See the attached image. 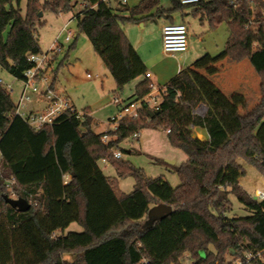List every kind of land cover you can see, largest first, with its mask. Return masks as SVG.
<instances>
[{
    "label": "trees",
    "instance_id": "1",
    "mask_svg": "<svg viewBox=\"0 0 264 264\" xmlns=\"http://www.w3.org/2000/svg\"><path fill=\"white\" fill-rule=\"evenodd\" d=\"M23 1L0 0V63L18 79L33 67L29 54L43 52L38 34L45 20L39 12L59 14L73 7L72 0H25L24 6ZM170 1L171 8L150 14L160 0H141L135 6L85 0L75 16L79 33L89 37L117 90L141 76L134 99L151 90L148 68L122 25L155 17L174 23L175 14L188 6L211 29L227 23V52L234 59L249 57L264 85V22L249 23L261 15L264 0ZM77 41L75 37L65 58ZM167 85L159 110L123 117L119 128L109 131L112 139L104 142V131H96L88 110L80 117L67 109L53 123L35 128L16 114L17 103L0 80V264H137L142 256L152 264H215L223 263L227 254L262 251L264 256V200L251 197L240 184L246 172L240 159L264 173V93L250 117L228 131L211 106L204 117L195 116L176 100L177 91L192 104L206 100L189 69ZM191 124L206 129L208 137L194 135ZM144 128L169 130L171 146L185 153L186 159L173 166L177 186L164 175L148 176L142 167L112 155L113 148ZM103 158L116 175L104 172ZM128 176L134 188L126 193L118 178ZM10 179L15 196L30 202L26 211L6 201ZM232 193L250 215L226 214ZM161 202L173 211L151 218L152 205ZM72 222L83 229L68 230Z\"/></svg>",
    "mask_w": 264,
    "mask_h": 264
},
{
    "label": "rangeland",
    "instance_id": "2",
    "mask_svg": "<svg viewBox=\"0 0 264 264\" xmlns=\"http://www.w3.org/2000/svg\"><path fill=\"white\" fill-rule=\"evenodd\" d=\"M83 2L84 0H72V10L65 13L57 14L51 11H45L43 13L45 24L39 28L38 38L39 44L44 53H51V50L56 45V40L64 44V49L61 53H59L58 60L53 66L49 76L51 79H55L56 86L59 87V89H66L70 93L79 109L85 107L95 111V116L97 118L95 129L97 131H103L108 127H111L109 123L110 118L119 114L121 109L120 105L111 102L110 99L119 95L121 100H124V104L132 100L128 98L133 94L134 86L137 83V80L135 79L128 83L121 91H109V88L114 83V79L106 67L99 66L100 64L98 63H103L102 58L94 50L89 37L85 33H79L77 19L73 16L75 13L83 9ZM22 4L23 6L25 5V0ZM192 9V6L186 7L185 11H187V14L184 16L185 18L182 19V21L185 22L189 28V50L185 53V55L187 57L189 56L192 60H198L205 53V49L203 47L206 42L211 44L212 39L215 37H221L222 34H226L228 31L224 22L217 28L211 29L206 21H201L200 17L193 14ZM66 22H69L70 28L75 31L74 38L70 42L65 40L66 32L62 30V27ZM149 23L148 31L151 33V36L154 37L155 35H158L157 33L160 34L155 22L151 21ZM207 33L210 34L206 37V42L202 40L199 42L198 38ZM75 37H78L77 45L65 58L67 48L74 41ZM151 39L152 41L154 40L153 38ZM154 43H158V39H155ZM157 47L160 48L159 44H157ZM162 47L163 46L161 44V49ZM141 52L142 54H145L143 53V50ZM245 57L246 56L243 58ZM62 60H64V64L58 66L59 62ZM179 61L180 63H183L184 57H179ZM88 74H91V76H88ZM96 74H99L102 77H96ZM0 78L5 86H12L13 89L10 90L11 95L15 102L18 103L19 91L22 85L21 79L15 78L1 65V63ZM142 130L143 133L140 140L131 138L125 141L122 145L119 143L115 148L122 151L124 159L131 161L138 167H142L148 176L156 177L164 175L170 183H173H171L172 185L177 186L180 179L173 168L174 165H171L164 160L156 162L153 156H150L145 152L131 155L127 153V146L132 141L131 143L137 147H141L143 144L145 148L149 150L148 152H152V155L156 157L164 158L167 154H175V156H178L179 158L178 164L183 162V160L180 159V156L184 157V160L186 159V155L183 151L171 146L167 135L162 132L164 129L153 130V128H144ZM240 162L246 170L245 174L240 177V184L248 195L256 197L257 189L264 190V173L259 168L244 159H240ZM100 165L106 173L113 172V174H115L113 167L108 166L103 162H100ZM118 179L120 188L124 192L128 193L133 190L134 179L132 177L128 176ZM230 199L232 205L231 209L226 213L227 215L239 217L251 214V211L238 200L235 194L232 193L230 195ZM82 229V226L78 222H72L68 227V230L81 231ZM64 256L70 259L74 258V255L70 253H66ZM226 258H232V255L227 254Z\"/></svg>",
    "mask_w": 264,
    "mask_h": 264
},
{
    "label": "crops",
    "instance_id": "3",
    "mask_svg": "<svg viewBox=\"0 0 264 264\" xmlns=\"http://www.w3.org/2000/svg\"><path fill=\"white\" fill-rule=\"evenodd\" d=\"M107 1H109L112 5H115L117 1L119 0H107ZM121 1H123L129 6H135L141 0H121ZM85 4L86 3L84 0V2L82 3V7H84ZM171 7H172V3L170 0H160V4L157 7L153 8L150 14L155 13L158 10V8L169 9ZM194 8L195 7H193L192 9L193 14L199 17V15L194 13ZM185 9L183 10V12H177L175 14L176 22L185 23L182 21V19L185 18L184 16L187 14V11H185ZM80 11L75 13L73 16L75 17ZM121 14L129 16V12H121ZM143 16L144 14L137 15L138 18H142ZM151 21L155 22V24L158 27V30L160 31V34L157 33L158 35H155L154 37H152L151 33L148 31L149 24H150L149 22ZM168 22L169 21L163 17L144 18L138 21H127L122 25V27H123L124 32L128 36V38L130 39V41L132 42L136 50L139 52L142 59L144 60L148 68V72L151 73L152 80L154 82L159 83V84H166L174 76L179 74L182 70L189 69L195 76L197 82L199 83L206 97V100L203 102L208 104L209 107L211 106L213 109H215L217 115L219 116L221 121L224 123L228 131L235 130L242 122L247 120L250 117V115L257 109V107L262 101L263 93H264L263 82L260 79V76L258 72L256 71V69L251 64L249 57H245L243 59H234L227 52L226 41L229 35V31H228V25L225 22L224 23L226 24L227 26L226 28L228 31L226 32L227 35L222 34L221 37H215L214 39H212L211 44H208L205 41L206 37L210 33L203 34L198 38L199 42L200 40L206 42L205 46L203 47L205 49L204 50L205 53L198 60H192L189 56L187 57L185 55V53L189 50V48L187 51L178 53L176 55L165 53L163 51V47L161 49L162 27L164 24ZM151 38H153L154 40L152 41ZM155 39H158V43H154ZM157 44H159L160 48L157 47ZM142 50L144 51L143 53L145 54H142L141 52ZM179 57H182V58L184 57L183 63H180ZM57 60L58 58L53 61L52 66H51L52 69ZM98 64H100L99 66L101 67L102 66L106 67L104 61L103 63H98ZM142 78L143 76L136 78L137 83ZM21 81H22V85L19 91V97L24 87L23 79H21ZM52 83H53V86L57 90L64 92L71 99L76 109L82 110V111L88 110L89 115H91L94 118V128H95V125L97 124V118L95 116V111H92V109L85 108L84 106H81L84 108L79 109L75 100L72 98V96L66 89H59V87L56 86L55 80L53 79H52ZM114 83L109 88V91L111 90L113 92L118 91L115 80H114ZM137 83L135 84V86L137 85ZM135 86H134L133 94L128 99L135 98L134 96ZM110 100L111 102L119 105L118 103L114 101V97L111 98ZM45 105H46V102L42 97H39L38 95L33 94V102L28 103L26 105V110L30 112L41 110L42 108H44ZM106 130H110V128L108 127ZM101 131L102 130L98 132H101ZM155 131H159V130H155ZM162 132L165 135H168L169 130L164 129ZM193 132H194V135L202 139H205L208 137V133L206 129L202 127L195 126V128L193 129ZM142 133H143V130L140 131L137 140H140ZM125 141L121 142V145ZM131 142L127 146L128 149L126 150L129 155L140 154L142 152H145L148 155L153 156L156 162H161L162 160H164L165 162L167 161L171 165L178 164L179 158L178 156H175V154H167L164 158L156 157L152 155V152L149 153L148 152L149 150L145 148L143 144L141 147H137ZM180 159L184 161V157L180 156ZM100 162H103L107 164L108 166L113 167L109 162H106L103 160H100ZM113 169L115 170L114 167ZM106 174L116 175V171H115V174H113V172L111 173L109 172Z\"/></svg>",
    "mask_w": 264,
    "mask_h": 264
},
{
    "label": "built area",
    "instance_id": "4",
    "mask_svg": "<svg viewBox=\"0 0 264 264\" xmlns=\"http://www.w3.org/2000/svg\"><path fill=\"white\" fill-rule=\"evenodd\" d=\"M199 1L200 0H180L182 4H194ZM256 21L264 22V8L261 10L259 18L257 19L255 16H252L249 23H254ZM62 30L66 32L65 40L68 42L72 41L75 31L69 27V22L63 26ZM188 39L189 32L185 23L168 22L163 25L162 46L165 53L176 55L187 51ZM63 49L64 44L56 40V45L51 50V53H31L28 56V60L33 63V67L25 72V78L23 79L24 87L17 103L16 114L24 118L35 128H40L47 123H53L67 109L77 111V114L80 117L85 114L84 111L75 108L71 99L64 92L57 90L52 85V79L49 75L52 71V63L55 60L54 55L57 52L63 51ZM41 71H44V73L41 74ZM88 76H91V74H88ZM100 76L101 75L96 74V77ZM146 77L151 80V90L144 97L140 99H132L125 104L118 95L114 97V101L121 106V109L119 114L110 118V130H117L123 117L137 118L143 109H146L151 114L160 109V104L163 101L168 85L167 83L159 84L154 82L150 72L146 73ZM6 87L9 90L13 89L11 85ZM33 94L42 97L45 100L46 105L41 110L30 112L26 110V105L33 102ZM176 100L188 105L191 108L192 114L195 116L204 117L210 109L209 105L204 102L192 104L189 101L184 100L180 91H177L176 93ZM190 126L192 129L195 128V125L193 124ZM110 130L104 131V134L102 135V140L104 142H108L112 139V135L109 132ZM139 133L140 131H136L131 138L137 139ZM112 155L116 158H120L123 156V153L120 149L113 148ZM102 160L108 162L107 158H103ZM13 183L14 179L8 180L7 187L11 192V196L17 197L12 188ZM256 198L264 200V190L257 189ZM137 264L152 263L146 256H142ZM215 264H264V256L262 251H246L243 255H232V258H226L223 263L216 262Z\"/></svg>",
    "mask_w": 264,
    "mask_h": 264
},
{
    "label": "water",
    "instance_id": "5",
    "mask_svg": "<svg viewBox=\"0 0 264 264\" xmlns=\"http://www.w3.org/2000/svg\"><path fill=\"white\" fill-rule=\"evenodd\" d=\"M39 15L42 16L43 11H40ZM5 199L8 203H10L13 207L17 208L19 211H26L30 207V202L24 197H12L6 194ZM172 211V205L165 202H161L152 206L151 210L149 211V216L151 218H158L170 214Z\"/></svg>",
    "mask_w": 264,
    "mask_h": 264
}]
</instances>
